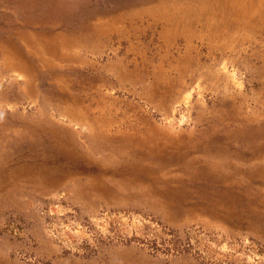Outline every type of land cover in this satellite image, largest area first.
Returning <instances> with one entry per match:
<instances>
[{
  "label": "rangeland",
  "instance_id": "374dc122",
  "mask_svg": "<svg viewBox=\"0 0 264 264\" xmlns=\"http://www.w3.org/2000/svg\"><path fill=\"white\" fill-rule=\"evenodd\" d=\"M0 264H264V0H0Z\"/></svg>",
  "mask_w": 264,
  "mask_h": 264
}]
</instances>
